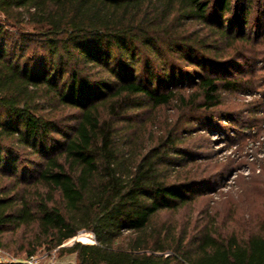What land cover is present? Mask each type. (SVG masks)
<instances>
[{
  "label": "trees",
  "instance_id": "1",
  "mask_svg": "<svg viewBox=\"0 0 264 264\" xmlns=\"http://www.w3.org/2000/svg\"><path fill=\"white\" fill-rule=\"evenodd\" d=\"M256 1L0 0V249L75 264H264V217L243 231L234 211L232 226L210 211L192 231L157 222L211 190L190 172L202 159L182 148L184 115L237 90L202 73L185 86L181 64L229 72ZM146 103L181 116L145 142L132 115ZM80 231L95 243L65 247Z\"/></svg>",
  "mask_w": 264,
  "mask_h": 264
},
{
  "label": "rangeland",
  "instance_id": "2",
  "mask_svg": "<svg viewBox=\"0 0 264 264\" xmlns=\"http://www.w3.org/2000/svg\"><path fill=\"white\" fill-rule=\"evenodd\" d=\"M254 5L245 30V36L250 37L249 44L239 46L233 54L237 58L232 57L229 72L213 70L210 66L196 68L181 64L185 86L194 84L195 74L202 73L234 80L238 82L237 90L221 89V104L213 112L194 111L184 115L182 123L193 134L182 148L202 159L190 172L194 178L208 182L211 190L190 207L174 214H160L158 223L192 231L210 211L218 216L220 224H233L243 231L246 222L254 223L264 217V0H257ZM233 17L232 14L226 17V27H238ZM155 89L161 91L162 87L156 84ZM173 107L153 109L146 103L132 115V121L138 123L134 130L146 142L150 133L157 134L161 123L166 120L174 123L179 119L181 115L174 112ZM64 123L63 119L61 126ZM30 159L36 160L33 156ZM22 233L21 230L14 236L7 233L4 241L18 239ZM78 236L81 242L88 239L87 244L94 241L93 235L86 231H80ZM75 241L74 238L64 246ZM35 256L40 264H75L74 255L59 257L57 251L49 252L45 248H40Z\"/></svg>",
  "mask_w": 264,
  "mask_h": 264
},
{
  "label": "built area",
  "instance_id": "3",
  "mask_svg": "<svg viewBox=\"0 0 264 264\" xmlns=\"http://www.w3.org/2000/svg\"><path fill=\"white\" fill-rule=\"evenodd\" d=\"M75 239H76L75 242L82 243L79 240L78 235L75 237ZM94 243H95V240L91 242L90 244H94ZM82 244H87V243H82ZM0 264H40V263L38 262V258L36 256L30 257V258H19V257H14L10 253L0 249Z\"/></svg>",
  "mask_w": 264,
  "mask_h": 264
}]
</instances>
